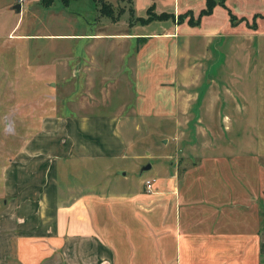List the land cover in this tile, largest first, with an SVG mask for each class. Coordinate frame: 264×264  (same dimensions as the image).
<instances>
[{"label": "rangeland", "instance_id": "rangeland-1", "mask_svg": "<svg viewBox=\"0 0 264 264\" xmlns=\"http://www.w3.org/2000/svg\"><path fill=\"white\" fill-rule=\"evenodd\" d=\"M17 3L0 0V210L9 199L6 178L10 163L23 159L12 166L21 178L19 183L29 180L38 187L41 172H32L33 180L25 178L31 171L29 162L58 161L55 154L41 147L51 135L47 122L64 119L59 123L66 128L68 145L81 138L75 135L79 127L87 130L99 125L106 141L122 132L125 140L133 141L123 159L107 158L106 164L97 160L90 167L77 163L74 171L70 168L68 183L84 180L98 192L130 191L141 186L146 190L144 181L164 166L182 171L199 155L209 154V147L202 148L209 141H244L252 136L258 149L264 151V0L225 3L237 17L243 15L238 17L243 21L235 30L220 27L222 32L206 36L198 34L202 33L199 26L182 30L184 37L193 35L190 49L176 52V74L169 75L170 67L161 63L164 75L158 83L160 90L179 95L176 105L183 111L182 125L177 129L153 119L152 99L146 95L152 83L146 72L143 82L137 83L134 70L136 53L150 63L157 53L162 59L167 60L168 54L171 58V50H156L151 36L123 41L60 35L94 34L105 25H111L106 30L123 26V33L150 34L170 26L171 20L138 22L136 17H144L153 2L133 5L129 0H69L65 6L62 0H54L44 6L41 0H24L21 8L25 6V13L13 8ZM102 4L111 6L117 21L102 14ZM183 23V27H191L187 17ZM26 32L35 35L19 36ZM188 61L189 67L185 65ZM88 69L93 80L89 82L85 75ZM163 101L167 106V94ZM224 113L229 121L221 125ZM209 127L214 129H206ZM30 143L37 146L32 155L27 146ZM27 152L33 157H23ZM146 164L151 168L142 171ZM109 171L116 174L109 175ZM61 172L57 171L56 187H62ZM65 197L61 194V199Z\"/></svg>", "mask_w": 264, "mask_h": 264}, {"label": "crops", "instance_id": "crops-1", "mask_svg": "<svg viewBox=\"0 0 264 264\" xmlns=\"http://www.w3.org/2000/svg\"><path fill=\"white\" fill-rule=\"evenodd\" d=\"M131 1L133 5L153 2L156 12H172L175 16L189 9L196 13L206 2ZM230 2L225 0L228 5ZM22 11L25 13V6ZM200 24L202 33L198 34L204 36L222 32L220 27L237 29L229 25L227 10L219 5L211 15L203 16ZM110 26L89 35H60L93 36L99 40L116 37L123 41L147 35L153 39L156 50H171V58L168 54L167 60L162 59L157 53L151 56L150 63L143 54L136 53L134 70L137 83L143 82L145 72L152 83L151 92L147 90L146 95L152 99L153 119L177 129L182 125L180 111H183L176 105L179 95L160 90L158 83L164 75L160 66L164 63L170 67L169 75L176 74L179 59L175 54L189 50L193 39V35L184 37L182 30L195 27H183L184 23L172 21L164 29L142 34L123 33V26L114 31L105 29ZM34 35L26 32L19 36ZM122 54L124 57L125 52ZM85 75L88 82L92 80L89 69ZM166 94L167 106L163 101ZM222 115L221 125L224 120L229 121L225 113ZM62 121L47 122L45 127L51 135L41 145L47 153L55 154L58 161L29 162L31 171L26 172L25 178L33 180L32 172H41L38 187L29 180L19 183L21 178L12 166L23 159L9 165L6 178L9 199L0 210V264H264V151L258 149L252 136L244 141H209V145L202 147L204 151L209 147V154L199 155L184 170L177 171L168 165L149 178L153 180L151 191L141 186L109 193L90 189L84 180L68 183L66 176L70 168L76 169L77 163L90 167L97 160L106 164L107 158L123 159L133 141L125 140L123 132L120 137L106 141L101 137L99 125L87 129L91 133L79 127L75 135L81 138L68 145L66 128L59 123ZM28 145L31 155L37 152L35 144ZM27 156L28 152L23 157ZM69 159L73 163L66 161ZM60 170L62 187H56ZM119 170L121 178H125L123 167ZM61 194L66 197L61 199Z\"/></svg>", "mask_w": 264, "mask_h": 264}, {"label": "trees", "instance_id": "trees-1", "mask_svg": "<svg viewBox=\"0 0 264 264\" xmlns=\"http://www.w3.org/2000/svg\"><path fill=\"white\" fill-rule=\"evenodd\" d=\"M97 1H100V0H97ZM53 2H54V0H41V3L44 6H50ZM62 2L66 6L68 4L69 0H62ZM129 2L132 3L131 0H129ZM217 5L223 7L227 10L228 17H229V23L231 26H236L239 23V21L242 20V18H238L227 7V5L225 4V0H206L205 7L198 11L196 17H194V13L190 9L186 10L183 13H179L176 16L172 12L163 11V12L158 13L154 10V5L152 4L146 9V15L144 17H136V19L138 20V22L140 24H147V23L154 21V20H159V21L172 20L175 24H180L187 17V24L191 27H196V26L200 25V22H201V19L203 16H208V15H211L213 13V9ZM100 9H101V12L103 15L111 17V19L113 21H117L118 18H116V16L113 15L114 12H113L110 5L102 4V7H100ZM131 12L134 13V9H131ZM255 17H256V15L254 14V18ZM146 37L147 36H137L136 38L139 40V39H143Z\"/></svg>", "mask_w": 264, "mask_h": 264}, {"label": "built area", "instance_id": "built-area-1", "mask_svg": "<svg viewBox=\"0 0 264 264\" xmlns=\"http://www.w3.org/2000/svg\"><path fill=\"white\" fill-rule=\"evenodd\" d=\"M24 0H18L19 4H23ZM152 185H153V180L152 179H148L145 181V187L147 191H151L152 190Z\"/></svg>", "mask_w": 264, "mask_h": 264}, {"label": "water", "instance_id": "water-1", "mask_svg": "<svg viewBox=\"0 0 264 264\" xmlns=\"http://www.w3.org/2000/svg\"><path fill=\"white\" fill-rule=\"evenodd\" d=\"M13 8L17 11V12H20L21 11V4L17 3L13 6ZM151 168V165L150 164H146L145 166L142 167V171L144 170H148Z\"/></svg>", "mask_w": 264, "mask_h": 264}]
</instances>
